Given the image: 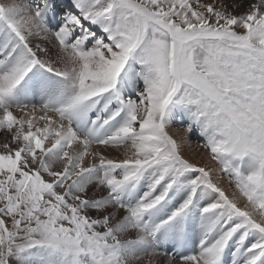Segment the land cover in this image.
<instances>
[{
  "label": "snow or ice",
  "instance_id": "1",
  "mask_svg": "<svg viewBox=\"0 0 264 264\" xmlns=\"http://www.w3.org/2000/svg\"><path fill=\"white\" fill-rule=\"evenodd\" d=\"M0 264H264V0H0Z\"/></svg>",
  "mask_w": 264,
  "mask_h": 264
},
{
  "label": "bare ground",
  "instance_id": "2",
  "mask_svg": "<svg viewBox=\"0 0 264 264\" xmlns=\"http://www.w3.org/2000/svg\"><path fill=\"white\" fill-rule=\"evenodd\" d=\"M193 146H195V137H193Z\"/></svg>",
  "mask_w": 264,
  "mask_h": 264
}]
</instances>
